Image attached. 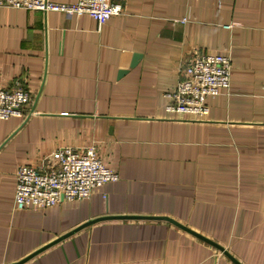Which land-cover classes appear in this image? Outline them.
Instances as JSON below:
<instances>
[{
    "label": "crops",
    "instance_id": "1",
    "mask_svg": "<svg viewBox=\"0 0 264 264\" xmlns=\"http://www.w3.org/2000/svg\"><path fill=\"white\" fill-rule=\"evenodd\" d=\"M73 4L78 0H51ZM105 24L0 7V264H264V0H113ZM228 55V92L197 118L167 111L196 56ZM97 148L119 174L90 198L15 207L17 170L61 147ZM71 233V234H70ZM66 238L58 241L65 235ZM58 241V242H55Z\"/></svg>",
    "mask_w": 264,
    "mask_h": 264
},
{
    "label": "built area",
    "instance_id": "2",
    "mask_svg": "<svg viewBox=\"0 0 264 264\" xmlns=\"http://www.w3.org/2000/svg\"><path fill=\"white\" fill-rule=\"evenodd\" d=\"M0 7L42 12L87 14L99 25L122 12L113 0H78L73 4L51 0H0ZM232 61L228 55L196 56L180 71L176 90L166 94L167 111L202 118L209 114L206 100L228 92L231 86ZM33 102L24 87L0 88V119L25 118ZM119 174L106 167L93 145L86 148L61 147L42 158L39 166L23 165L17 170L15 207H54L64 201L90 198L93 190L115 182Z\"/></svg>",
    "mask_w": 264,
    "mask_h": 264
},
{
    "label": "water",
    "instance_id": "3",
    "mask_svg": "<svg viewBox=\"0 0 264 264\" xmlns=\"http://www.w3.org/2000/svg\"><path fill=\"white\" fill-rule=\"evenodd\" d=\"M109 218H118V219H138V218L166 219V220L171 221L172 223L176 224V225L179 226L180 228H182V229H184V230L190 232L191 234L197 236L198 238H200V239H202V240L208 242L209 244L213 245L214 247H216V248L222 250V251H223V252H224V253H225V254H226V255H227V256H228V257H229L234 263H235V264H241L237 259H235V258H234L232 255H230L227 251H225L224 248H223L222 246H220L219 244H217V243L211 241L210 239H207V238L204 237L203 235H201V234H199V233H197V232H195V231L189 229L188 227H186V226H184V225L178 223L177 221H175V220H173V219H170V218H166V217H163V218H162V217H137V216H125V217H103V218H99V219H95V220L89 221V222L85 223L84 225H82L81 227H79L78 229H76V230L73 231V232H76V231H78V230H80V229H82V228H84V227H86V226H88V225H90V224H92V223H95V222H97V221L105 220V219H109ZM70 234H71V233H70ZM70 234L65 235V236L62 237L61 239H58V241H60V240H62V239H64V238H66V237L69 236ZM58 241H55V242H58ZM46 248H47V247H45V248H43V249H40L38 252H40V251H42V250H44V249H46ZM38 252L34 253V255L37 254ZM34 255H31V256H34ZM31 256H30V257H27L26 259H23L22 261H19L18 263H15V264H23L25 261H27L29 258H31Z\"/></svg>",
    "mask_w": 264,
    "mask_h": 264
}]
</instances>
